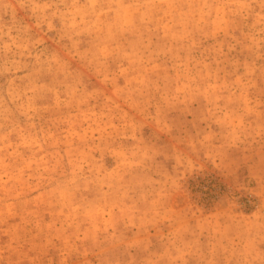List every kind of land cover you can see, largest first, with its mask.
I'll list each match as a JSON object with an SVG mask.
<instances>
[{"label":"rangeland","instance_id":"rangeland-1","mask_svg":"<svg viewBox=\"0 0 264 264\" xmlns=\"http://www.w3.org/2000/svg\"><path fill=\"white\" fill-rule=\"evenodd\" d=\"M0 264H264V0H0Z\"/></svg>","mask_w":264,"mask_h":264}]
</instances>
